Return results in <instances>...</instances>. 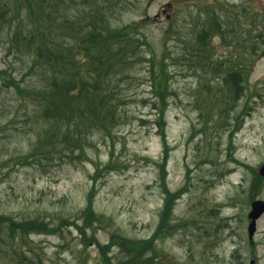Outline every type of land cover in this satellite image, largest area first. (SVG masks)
<instances>
[{
  "label": "rangeland",
  "instance_id": "obj_1",
  "mask_svg": "<svg viewBox=\"0 0 264 264\" xmlns=\"http://www.w3.org/2000/svg\"><path fill=\"white\" fill-rule=\"evenodd\" d=\"M107 1L112 27L139 25L141 40L149 43L137 50L132 66L113 82L118 113L110 134L90 133L74 157L68 153L53 159L32 155L43 133L30 118L38 103L30 96L21 97L16 87L0 77V215L15 222L33 220L60 227L55 233H17L15 237L3 227L0 264H103L95 243L85 245L75 226L61 225L66 220L84 223L83 211L93 185L99 220L87 228V239L106 245L115 234L132 240L152 237L166 196L161 184L165 144L156 121L152 58L156 59L154 71L159 72L164 64L172 92L166 114V183L172 193L186 188L173 211L172 230L158 241L161 255L156 264H264V215L253 240L248 233L251 203L264 201V176L260 175L264 165V47L252 55L251 48L236 52L215 38L210 50L213 58L202 64L189 39L190 19L201 8L219 9L220 4L238 10L246 4L258 12L264 11V0H123L118 7L116 0ZM169 2H174L173 7L157 20ZM8 26L0 29V69H8L27 92L39 78L26 76L30 57L9 53ZM223 59L230 60V66L233 60L244 62L251 71L248 93L235 111L231 109V116L240 115L246 107L249 113L232 137L234 121L227 128L225 121L215 122L220 119L224 82L214 70L217 64H207ZM244 165L262 177L261 187L251 190L257 175ZM252 193L256 197L251 200ZM179 223L183 226H175ZM110 257L115 264L125 261L118 247Z\"/></svg>",
  "mask_w": 264,
  "mask_h": 264
},
{
  "label": "trees",
  "instance_id": "obj_2",
  "mask_svg": "<svg viewBox=\"0 0 264 264\" xmlns=\"http://www.w3.org/2000/svg\"><path fill=\"white\" fill-rule=\"evenodd\" d=\"M123 0H116L120 6ZM82 9L78 11V0H0V29L9 24L6 38L10 44L9 53L17 57H30L26 76L39 78V83L22 91L21 86L12 78L7 69H0V77L16 87L21 97L30 96L37 101L30 118L42 128V137L33 148L32 155L52 158L63 153L75 156L83 149L87 135L93 132L111 133L117 125L118 99L113 82L118 75L132 66L134 55L146 40L139 36V25H126L113 28L110 23L112 9L107 0H81ZM80 6V7H81ZM9 18L7 22L2 21ZM191 48L194 56L202 62L211 60L210 50L213 41L218 38L222 45L244 52L251 48L256 55L264 47V11L253 12L246 4L238 10H230L219 4V9L206 6L191 20ZM174 30V29H173ZM2 32V31H1ZM0 32V33H1ZM255 37L254 38V35ZM255 40V41H254ZM151 61L152 93L156 99L157 123L164 139V155L161 164V181L166 194L161 212V221L152 237L146 240H132L118 234L110 237V242L102 245L95 238L87 239V228L93 227L99 220L95 211V185L88 194L87 205L83 211L85 219L82 225L77 222H62L61 225H73L83 235L85 245L95 243L103 257V264H115L110 253L120 248L123 264H156L161 252L158 241L164 239L172 230L171 221L178 199L186 188L174 193L166 183L169 148L167 141V118L170 97L169 77L163 67L154 71L156 59ZM207 62L217 64L214 70L223 79L221 110L217 116L228 127L234 121L233 132L237 131L242 117L249 113L247 107L241 114L231 116L234 109L248 93L247 84L251 77L249 67L234 60ZM248 105V104H247ZM203 117V114H202ZM234 127V128H233ZM70 157V156H69ZM71 158V157H70ZM78 158V157H76ZM247 169L256 174L248 165ZM257 175V174H256ZM251 190L261 187L262 177L254 176ZM255 194H251V200ZM8 227L11 237L16 234L31 235L55 233L60 227L50 228L42 222H15L12 217L0 215V234ZM175 226H183L179 223Z\"/></svg>",
  "mask_w": 264,
  "mask_h": 264
},
{
  "label": "water",
  "instance_id": "obj_3",
  "mask_svg": "<svg viewBox=\"0 0 264 264\" xmlns=\"http://www.w3.org/2000/svg\"><path fill=\"white\" fill-rule=\"evenodd\" d=\"M260 175L264 176V165L260 169ZM264 215V201L254 200L251 204V211L249 213V219L252 220L248 227V233L250 240H253L257 230L258 220Z\"/></svg>",
  "mask_w": 264,
  "mask_h": 264
},
{
  "label": "flooded vegetation",
  "instance_id": "obj_4",
  "mask_svg": "<svg viewBox=\"0 0 264 264\" xmlns=\"http://www.w3.org/2000/svg\"><path fill=\"white\" fill-rule=\"evenodd\" d=\"M174 5V2H169L165 5H163L162 7V10H161V13L158 14V16L156 17L157 20H159V18L162 16V15H166L167 14V11L169 10V8L171 9V7H173ZM169 17V15H168Z\"/></svg>",
  "mask_w": 264,
  "mask_h": 264
}]
</instances>
